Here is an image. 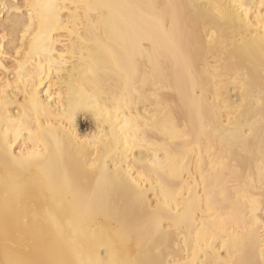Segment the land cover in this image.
I'll return each instance as SVG.
<instances>
[{
  "label": "bare ground",
  "instance_id": "obj_1",
  "mask_svg": "<svg viewBox=\"0 0 264 264\" xmlns=\"http://www.w3.org/2000/svg\"><path fill=\"white\" fill-rule=\"evenodd\" d=\"M0 264H264V0H0Z\"/></svg>",
  "mask_w": 264,
  "mask_h": 264
},
{
  "label": "snow or ice",
  "instance_id": "obj_2",
  "mask_svg": "<svg viewBox=\"0 0 264 264\" xmlns=\"http://www.w3.org/2000/svg\"><path fill=\"white\" fill-rule=\"evenodd\" d=\"M29 15H31V13H29Z\"/></svg>",
  "mask_w": 264,
  "mask_h": 264
}]
</instances>
